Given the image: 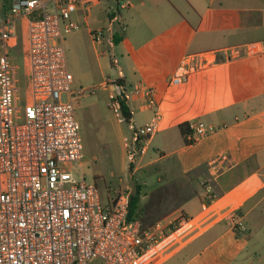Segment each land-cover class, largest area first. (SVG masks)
Here are the masks:
<instances>
[{
  "label": "crops",
  "instance_id": "1",
  "mask_svg": "<svg viewBox=\"0 0 264 264\" xmlns=\"http://www.w3.org/2000/svg\"><path fill=\"white\" fill-rule=\"evenodd\" d=\"M10 4L4 1L0 21ZM115 5L113 0L110 14ZM89 6L75 14L80 24L87 22L80 17ZM121 16V38L110 41V49L119 57L116 79L128 93L131 119L144 125L158 113L157 131L133 171L144 159V166L158 162L166 179L186 178L192 193L179 209L186 218H201L198 230L157 264L185 251L191 253L181 264H191L205 250L200 264H264V243L240 238L235 224L241 220L264 239V0H130ZM23 20H15L9 47L19 104L29 84L27 25L24 55L11 48ZM180 66L192 68L187 79L169 85ZM195 122L214 129L191 140L189 127L184 137L179 125ZM157 135L158 154L145 157ZM222 222L200 248L206 231Z\"/></svg>",
  "mask_w": 264,
  "mask_h": 264
},
{
  "label": "built area",
  "instance_id": "2",
  "mask_svg": "<svg viewBox=\"0 0 264 264\" xmlns=\"http://www.w3.org/2000/svg\"><path fill=\"white\" fill-rule=\"evenodd\" d=\"M96 1L11 0L0 21V264H157L198 230L201 218L181 216L149 226L128 221V199L119 193L104 207L96 185L74 173L83 144L64 37L81 27L75 14ZM115 2L108 23L91 30L93 41L102 43L107 33L112 42L116 28H124L121 10L130 0ZM19 17L27 22L29 73L27 100L21 104L9 57ZM111 63L118 64L114 56ZM191 69L180 66L168 84L184 82ZM103 86L111 88L108 107L132 132L127 160L135 163L157 131L158 113L144 125L126 120L118 100L122 91L128 98L123 85L110 79ZM189 127L191 140L214 129L202 122ZM235 224L246 229L241 220Z\"/></svg>",
  "mask_w": 264,
  "mask_h": 264
},
{
  "label": "rangeland",
  "instance_id": "3",
  "mask_svg": "<svg viewBox=\"0 0 264 264\" xmlns=\"http://www.w3.org/2000/svg\"><path fill=\"white\" fill-rule=\"evenodd\" d=\"M4 1L0 0V8ZM112 4L113 0H98L87 7L81 12L80 17L82 19L87 16V22L81 21L80 29L64 37L66 64L73 77L71 91L75 95V114L80 124L83 144V157L72 165L74 173L79 179L96 185L104 207L110 206L119 193L122 199H128L129 195L134 193L135 186L140 185L142 211L139 218L144 226L152 225L164 217H187L179 209L192 193V187L188 185L186 178L184 180L166 179L163 172L159 170L158 162L144 166L146 162L144 159L140 168L133 171L139 157L135 163L129 164L126 147V143H131L132 132L128 123L118 121L117 115L108 107L110 87H104L103 82L120 76L118 67L111 63V57L114 56L119 64V57L110 49V45L114 46V44H110L107 39H104L102 43L93 41L88 28L105 26L108 23L106 14L110 15ZM3 14H7V8ZM21 23L22 28L19 35L16 31L17 38L14 39L15 43L11 50L19 51L24 55L26 21L23 20ZM16 63L19 66L17 74L22 81L20 58ZM62 99L66 100V94L62 95ZM159 140L158 135L152 140L145 157L148 155L154 157L158 154ZM223 223L206 231V238L201 241L200 248L214 232L224 227ZM261 232L255 235L252 228H249L240 234V238L250 240L256 236L257 240L264 243ZM230 235L234 239L233 234L230 233ZM190 253L191 251L180 253L165 264H181L190 256ZM208 254L209 250L202 251L201 257H197L191 264H200L201 259L206 258Z\"/></svg>",
  "mask_w": 264,
  "mask_h": 264
},
{
  "label": "trees",
  "instance_id": "4",
  "mask_svg": "<svg viewBox=\"0 0 264 264\" xmlns=\"http://www.w3.org/2000/svg\"><path fill=\"white\" fill-rule=\"evenodd\" d=\"M120 31H121L120 28H116V31L112 38L113 43H117L120 40L121 38ZM116 81L117 83L121 84L120 78L116 79ZM118 100H119L121 114L126 118V120H129L131 118V111L127 103V98L125 97V93L123 91L118 96ZM179 129L185 137V135L189 132V124L188 123L180 124ZM184 141L186 143H189V140H187L186 138L184 139ZM140 194H141V186L136 185L134 193L129 195L127 201L126 220L128 221L132 219H140L139 216L142 211V209L140 208Z\"/></svg>",
  "mask_w": 264,
  "mask_h": 264
}]
</instances>
